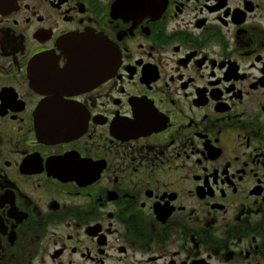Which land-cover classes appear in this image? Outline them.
<instances>
[{
  "label": "flooded vegetation",
  "instance_id": "flooded-vegetation-1",
  "mask_svg": "<svg viewBox=\"0 0 264 264\" xmlns=\"http://www.w3.org/2000/svg\"><path fill=\"white\" fill-rule=\"evenodd\" d=\"M0 264H264V0H0Z\"/></svg>",
  "mask_w": 264,
  "mask_h": 264
}]
</instances>
